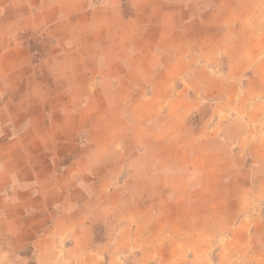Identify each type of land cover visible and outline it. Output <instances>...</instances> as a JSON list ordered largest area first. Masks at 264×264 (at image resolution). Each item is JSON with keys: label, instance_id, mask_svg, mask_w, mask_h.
Masks as SVG:
<instances>
[{"label": "crops", "instance_id": "crops-1", "mask_svg": "<svg viewBox=\"0 0 264 264\" xmlns=\"http://www.w3.org/2000/svg\"><path fill=\"white\" fill-rule=\"evenodd\" d=\"M243 1L0 0V264H208L205 246L195 244L196 235L207 233L196 221L208 215L185 214L183 230V216L163 208L205 204L200 194L212 178L208 164L196 163L201 152L207 158L238 144L233 158L249 154L264 161V150L254 152L253 128L248 125L243 145V135L233 137L236 124L225 114L237 107L231 94L244 73V54L232 55L228 47L253 50L256 46L243 45L244 33L254 36L255 45L264 41L256 28L264 22L251 18L258 7H244ZM162 7L168 18L149 26L141 17L135 20L147 12L157 15ZM181 11L189 19H178ZM147 29L156 35L152 42ZM175 30L198 48L212 45L208 62L193 46L190 52L181 48L164 68L163 45ZM38 36L50 42L34 52ZM148 45L154 54L149 74ZM259 53L252 51L253 60ZM221 59L229 70L224 75L232 77L223 87L229 94L208 106L218 117L201 135L172 130L180 155L164 161L158 138L150 153L142 144L134 157L129 135L111 132L109 126L125 123L122 115L134 107L131 93L141 94L148 83L155 92L172 88L166 104L139 105L167 108L155 122L161 130L167 120L188 121L193 110L207 107ZM197 60L200 66H194ZM258 66L253 78L264 74V60ZM134 158L138 165L131 167ZM256 163L254 170L262 165ZM130 182L137 184L135 194ZM175 185L182 194L164 198V187ZM260 215L249 217L255 229L247 264H264Z\"/></svg>", "mask_w": 264, "mask_h": 264}, {"label": "rangeland", "instance_id": "rangeland-1", "mask_svg": "<svg viewBox=\"0 0 264 264\" xmlns=\"http://www.w3.org/2000/svg\"><path fill=\"white\" fill-rule=\"evenodd\" d=\"M243 3L245 4L244 7L256 5L258 9H255L256 14L252 15L251 18H254L257 15L255 21L264 22V0H244ZM178 13V19H181V16H185L182 18L183 20L189 19V15H186V13L182 11ZM139 17H141V20L145 19L148 26L155 24L154 20L156 19L168 18V16H166V10L163 7L161 11L159 10L157 12V15H154L153 12H147L145 15L141 14L136 16L135 20ZM253 24L256 26L257 23L253 22ZM256 28H258L257 31L260 33L264 32L262 25H257ZM131 29L133 34L138 33V30L134 26H132ZM145 32L148 42H152L156 39V35L152 33L151 29H147ZM188 35H190L189 32ZM184 36L185 34L179 35L177 30L170 32L168 41L163 45V59L161 64L164 68L169 69L171 67V57L179 53L181 48L186 49L187 52L193 50V46L195 45L191 42V37L184 40ZM253 39H255L254 36L252 37L251 35H246V33H244V41H248V43H243V45H247L246 47L256 46L253 50L260 52L259 55H255L254 60L252 58V49L246 50V48H243V50H241V45H230L228 47L230 48L229 53L232 55L234 53L244 54V59L242 57L244 73L241 77L237 78V81L235 82L234 86L237 91L231 94V96H234L233 102L237 103V107L235 106L227 109L225 114L227 116L226 118L230 121L233 119L236 124L234 128L235 130H232L233 137L240 138L243 135V145L246 144L245 132L247 130L246 133L249 132V126L253 128L252 139L256 141L254 152L257 153L258 150L259 152L264 150L259 147L261 145L264 146V74L256 76L255 78H253V76L259 68V61L264 60V41L263 45H260V43L255 45ZM49 42L50 41L46 39L45 36H38L37 48H32V51H42L44 47L49 46ZM195 48H197L198 52H201L202 50L201 55L205 58L202 61H204V63L208 62L207 57L212 54V51L210 50L212 45L204 46L201 44L200 48L196 46ZM145 49L148 54L149 74L153 70L150 66V61L154 59V54L149 45ZM226 63L227 61L221 59L219 64L222 69L219 65L217 66L219 67L218 70H220V73L219 76L211 81L212 90L209 93L208 102L205 103L207 107L193 110L192 114L188 117V121L179 119L176 120L173 125L172 121L169 122V120H167L168 123L163 125V130H161L155 122L163 120L162 118L159 119V116L164 118L165 113L168 112L167 108L164 110L150 107L142 109L139 105L142 104V101H146L148 105L155 103L160 104L161 102L166 104L167 101L165 100V97L168 98L170 96L172 92H170V90L172 88H166L163 92L160 90L155 92L148 83L146 90L141 92V94L139 92L131 93V101L134 104V107L128 110L125 114H120L124 117L122 119L125 123L110 125L109 128L114 129L111 132L115 131V133H118L119 135H129L127 147L134 157H137V151L141 148L142 144L144 145V148L148 149V153H150V147L152 144H154L158 138H162L159 142V147L163 152V159L164 161L168 159L171 160L176 154H179L176 152L178 151L176 142L171 137L172 134H174L172 132L173 129L185 133L190 132L195 136L197 134L201 135L203 126L206 127L209 124L212 125L214 118L218 117L217 110H213L208 106H210L213 101L226 98L225 95L228 96L229 94L223 92V87H225L227 82H231L230 78H232H227V74L224 75V73L229 71ZM194 66H200L199 60L194 63ZM158 68L160 69L161 67ZM259 72H262V70L260 69ZM147 79L148 81H151V77H148ZM163 79L167 78H159V80ZM219 91H221V93H219ZM174 111L176 110H173V112ZM162 112L163 115L160 114ZM168 115L172 116L170 114ZM248 122L249 124H247ZM261 141L262 143H259ZM216 149H218V147H216ZM236 149H239L238 144L236 147H233V149L228 148L224 152H218L217 150L213 154L206 156L207 158L203 157L202 152L199 154L200 157L197 159L198 161H196V163L208 164L207 166L210 167L211 170L209 176L212 178L211 187L207 189L204 194H200L201 199L206 198L204 205H198L196 207L180 206L177 208L176 205L166 203L163 208L164 212L170 213L178 211L181 216H183V220L181 219L179 222L180 227L183 230L187 227L186 222H184L186 219L185 214L194 212L196 215L201 213L208 215L204 221H196L195 225L197 229H205V232H207L204 236L196 235L195 244L205 246V250H207L205 251L207 252L205 255L208 257V264H226L228 262L247 264L251 261L253 255L250 249V235L255 229V226L253 225L254 221L249 217L251 215L255 216L256 213H259V215L261 214L260 216L264 218V189L258 187L259 183L264 184L263 157L258 155V157H255L254 159L253 155L248 154V156L244 157L242 160H240V157L233 158L231 151ZM254 160L257 162V165L262 164L257 170L252 169ZM118 161L119 159L117 158L116 162ZM146 161H148V159ZM185 161L188 162L189 158L186 160L185 157ZM236 164L241 165L242 167L244 166L245 169L234 167ZM131 165V167L138 165L137 158L132 160ZM128 189L134 194L138 192V187L135 182H130L128 184ZM151 190L152 189H147L146 191L150 192ZM181 194L182 190L176 187V185L174 186V189H165V187L163 189L164 198L180 196ZM259 223L260 228L262 226V229H259V232H264V221ZM235 232L237 233L236 241L231 240V237L234 236ZM263 238L264 236L260 237V239Z\"/></svg>", "mask_w": 264, "mask_h": 264}]
</instances>
